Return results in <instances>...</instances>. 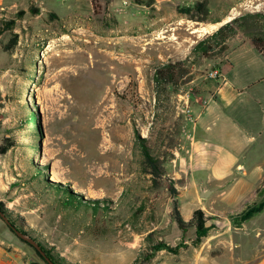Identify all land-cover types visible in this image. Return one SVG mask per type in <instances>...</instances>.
<instances>
[{"label": "rangeland", "instance_id": "374dc122", "mask_svg": "<svg viewBox=\"0 0 264 264\" xmlns=\"http://www.w3.org/2000/svg\"><path fill=\"white\" fill-rule=\"evenodd\" d=\"M183 8L154 0H0V242L20 260L48 264L12 228L65 264H174L202 251L219 260L249 254L264 239V208L250 212L264 201V182L246 177L258 196L242 208L226 204L231 184L196 175L205 166L189 151L188 133L218 66L191 53L216 27L192 31L227 8L214 9L207 23ZM233 11L264 14V0ZM250 31L236 29L235 39ZM177 60H186L193 80L156 88L154 67ZM144 148L166 156L159 187L146 173ZM53 173L61 181L50 180ZM174 200L186 220L203 213L202 231L181 232ZM151 232L153 242L179 251L145 260Z\"/></svg>", "mask_w": 264, "mask_h": 264}, {"label": "crops", "instance_id": "0c3cea01", "mask_svg": "<svg viewBox=\"0 0 264 264\" xmlns=\"http://www.w3.org/2000/svg\"><path fill=\"white\" fill-rule=\"evenodd\" d=\"M154 1L158 6L186 7L202 0ZM206 1L211 12L218 7L227 8L220 18L214 21L216 23H211L218 24L215 30L220 24L227 22L228 18L235 17L233 10L236 7H246L253 2V0ZM235 36L237 34L227 41L225 54L213 61V64L218 66L216 70L220 78L204 85L202 98L205 102L200 105L197 122L188 133L190 140L188 149L196 156L206 158V161L202 159L205 167L197 169L196 175L198 177L202 175L204 182L218 184V187L231 184L230 190L223 194L226 204L229 206L237 204L244 208L247 200L258 196V191H252L251 187L246 186L249 184L246 177L253 174L255 184L264 182V57L255 50L249 39L236 40ZM194 180L193 178L192 181ZM9 247L6 242H0V264H11L15 259H20L19 254L9 250ZM202 252V254L197 252L194 256H189L186 252V256L182 254L176 256L178 258L172 262L264 264V239L257 242L256 250L240 256L232 255L216 260L211 255H206L205 251Z\"/></svg>", "mask_w": 264, "mask_h": 264}, {"label": "trees", "instance_id": "16d2710c", "mask_svg": "<svg viewBox=\"0 0 264 264\" xmlns=\"http://www.w3.org/2000/svg\"><path fill=\"white\" fill-rule=\"evenodd\" d=\"M182 12H184L188 19L203 23L209 22L208 17L211 14V10L208 8L206 0L197 1L191 6H186L182 9ZM244 28L251 30L250 33H248L249 40L255 50L260 53L262 57H264V14L259 12L236 16L230 21L224 23L213 33L208 34L205 38L198 41L192 47L191 53L203 59L217 60L225 54L227 50L226 43L235 35L236 29ZM193 78V73L186 66V60H177L175 62H169L154 67L153 81L156 88L160 87L161 85H169L173 87L185 85L192 81ZM165 157L160 159L153 156L148 148L143 149L146 173L150 175L156 187L161 185L163 177L167 174L163 165L165 163ZM168 189L170 195L173 198L179 195L178 190L171 182L168 184ZM262 208H264V201H262L259 206L250 208V212H257L262 210ZM0 211H2L1 204ZM173 218L183 234L191 227H196L198 231H202L203 224L205 223L203 213L201 211H196L192 220L184 219L177 207L176 200L173 201ZM153 236V232L146 236V242L149 244V252L144 255L145 260H150L155 255V253L161 250H166L173 254H176L179 251L178 246L171 247L169 244H167V242H153ZM24 243L28 244L27 242ZM40 247L44 251L45 255L49 257L55 264H65L57 255L52 254L49 250L41 245ZM34 251L45 263H47L37 250L34 249Z\"/></svg>", "mask_w": 264, "mask_h": 264}, {"label": "water", "instance_id": "95a60500", "mask_svg": "<svg viewBox=\"0 0 264 264\" xmlns=\"http://www.w3.org/2000/svg\"><path fill=\"white\" fill-rule=\"evenodd\" d=\"M234 18V17H233ZM232 18V19H233ZM230 21V20H229ZM226 23V22H225ZM224 23H222V24H220V26L221 25H223ZM219 26V27H220ZM218 27V28H219ZM217 28V29H218ZM240 171H242V170H240ZM210 194V191H207V190H205V191H202L201 193H200V196L202 197V198H204V197H206V196H208ZM7 223H8V221L6 220V219H4ZM13 229V231L15 232V234L16 235H18L21 239H23V240H25L26 242H28L29 244H31L40 254H41V256H43V258L45 259V261L48 263V264H55L49 257H47L46 255H45V253H44V251L41 249V247L32 239V238H30V237H28V236H26V235H24V234H22V233H20L18 230H16L15 228H12Z\"/></svg>", "mask_w": 264, "mask_h": 264}, {"label": "bare ground", "instance_id": "6f19581e", "mask_svg": "<svg viewBox=\"0 0 264 264\" xmlns=\"http://www.w3.org/2000/svg\"><path fill=\"white\" fill-rule=\"evenodd\" d=\"M231 20V18H228L227 21ZM216 26H218L217 24H213V25H208V26H202V27H199L197 29H194L192 32L194 33H197L199 36L205 34V33H208L209 30L215 28ZM111 150V149H110ZM50 180L52 181H55V182H59L61 181L60 177L58 175H56L55 173H53L51 176H50Z\"/></svg>", "mask_w": 264, "mask_h": 264}, {"label": "built area", "instance_id": "2783aa9c", "mask_svg": "<svg viewBox=\"0 0 264 264\" xmlns=\"http://www.w3.org/2000/svg\"><path fill=\"white\" fill-rule=\"evenodd\" d=\"M209 77L217 79V78H220V74H219V72L217 70H214V71H211L209 73ZM11 264H29V263L28 262H24V261H22L20 259H15L14 261H12Z\"/></svg>", "mask_w": 264, "mask_h": 264}]
</instances>
